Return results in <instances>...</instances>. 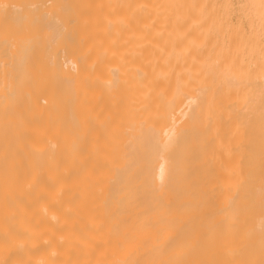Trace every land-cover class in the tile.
<instances>
[{"label": "bare ground", "instance_id": "6f19581e", "mask_svg": "<svg viewBox=\"0 0 264 264\" xmlns=\"http://www.w3.org/2000/svg\"><path fill=\"white\" fill-rule=\"evenodd\" d=\"M220 1L0 0V264H264V3Z\"/></svg>", "mask_w": 264, "mask_h": 264}, {"label": "rangeland", "instance_id": "374dc122", "mask_svg": "<svg viewBox=\"0 0 264 264\" xmlns=\"http://www.w3.org/2000/svg\"><path fill=\"white\" fill-rule=\"evenodd\" d=\"M220 1V0H219ZM225 1V2H224ZM227 1V2H226ZM263 1V2H262ZM217 2H218V0H217ZM221 2V1H220ZM222 2L223 3H226L227 4V7L229 6L230 7V9H232V7L231 6H235L237 9H235V8H233L234 10H238L239 11V9L240 10H242V8H243V5H245V9H249V11L250 10H252V9H254V10H257V8L256 7H258V4H260V2L263 4L264 3V0H222ZM259 2V3H258ZM219 3V2H218ZM222 3V4H223ZM230 3H232V5H229ZM246 3V4H245ZM258 3V4H257ZM226 4H224V5H226ZM223 5V7H225L226 8V6H224ZM242 5V6H241ZM253 5H257V6H253ZM233 6V7H234ZM260 7L262 6V5H259ZM228 7V8H229ZM259 7V8H260ZM262 8H264V6H262ZM227 9V8H226ZM244 9V10H245ZM247 11V10H246ZM253 11V10H252Z\"/></svg>", "mask_w": 264, "mask_h": 264}]
</instances>
